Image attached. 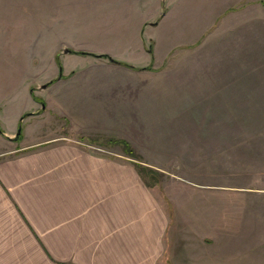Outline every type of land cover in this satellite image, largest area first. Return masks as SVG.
Instances as JSON below:
<instances>
[{"label":"rangeland","instance_id":"obj_1","mask_svg":"<svg viewBox=\"0 0 264 264\" xmlns=\"http://www.w3.org/2000/svg\"><path fill=\"white\" fill-rule=\"evenodd\" d=\"M0 131L155 177L156 264H264V0H0Z\"/></svg>","mask_w":264,"mask_h":264},{"label":"crops","instance_id":"obj_2","mask_svg":"<svg viewBox=\"0 0 264 264\" xmlns=\"http://www.w3.org/2000/svg\"><path fill=\"white\" fill-rule=\"evenodd\" d=\"M27 150L0 154V264L161 259L166 218L134 166L77 147Z\"/></svg>","mask_w":264,"mask_h":264},{"label":"trees","instance_id":"obj_3","mask_svg":"<svg viewBox=\"0 0 264 264\" xmlns=\"http://www.w3.org/2000/svg\"><path fill=\"white\" fill-rule=\"evenodd\" d=\"M73 53H76V52H73ZM76 54H82V55H88L87 53H76ZM100 57H104V58H106V59H108L110 62H112V63H115V64H121V63H118L117 61H115V60H113L111 57H109L108 55H101ZM127 67H130V68H133V67H131V66H129V65H126ZM52 83V82H51ZM51 83H49V84H51ZM49 84H47V85H49ZM1 132V131H0ZM120 144H122V142H120ZM136 164V168H137V171H138V173H139V175H140V177H141V179H142V174H145L144 173V171L142 170V168H141V166L138 164V163H135ZM153 179H151V184L149 185V183H146L145 182V185L147 186V187H150V186H152L153 185V182H155V180H156V178L155 177H152ZM143 180V179H142ZM144 182V181H143Z\"/></svg>","mask_w":264,"mask_h":264},{"label":"water","instance_id":"obj_4","mask_svg":"<svg viewBox=\"0 0 264 264\" xmlns=\"http://www.w3.org/2000/svg\"><path fill=\"white\" fill-rule=\"evenodd\" d=\"M64 54H70L72 51L68 50V49H65L64 51ZM48 85H43L42 87H40L41 90H44L45 88H47ZM44 108V107H43ZM21 134V130L19 129V131L17 132V135L15 136V138L13 139L14 141H17L19 136Z\"/></svg>","mask_w":264,"mask_h":264}]
</instances>
